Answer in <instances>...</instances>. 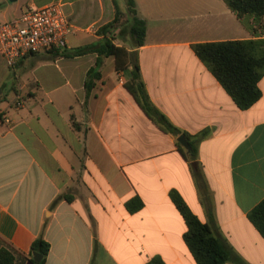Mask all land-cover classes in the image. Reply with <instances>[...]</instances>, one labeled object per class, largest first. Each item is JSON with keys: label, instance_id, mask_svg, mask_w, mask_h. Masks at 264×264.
I'll return each mask as SVG.
<instances>
[{"label": "crops", "instance_id": "0c3cea01", "mask_svg": "<svg viewBox=\"0 0 264 264\" xmlns=\"http://www.w3.org/2000/svg\"><path fill=\"white\" fill-rule=\"evenodd\" d=\"M114 1L0 0V25L30 6L60 3L74 51L101 39ZM116 2L126 13V0ZM135 2L147 24L136 52L152 104L191 136L209 132L196 159L203 181L178 137L139 107L126 88L131 71L117 70L115 58L103 61L87 96L96 54L30 55L14 67L0 55V250L29 264L32 244L43 239L45 264H197L170 197L176 191L229 247L227 264H264V238L248 218L264 200V77L261 99L243 111L193 51L254 37L223 0ZM137 199L143 208L130 212Z\"/></svg>", "mask_w": 264, "mask_h": 264}, {"label": "trees", "instance_id": "16d2710c", "mask_svg": "<svg viewBox=\"0 0 264 264\" xmlns=\"http://www.w3.org/2000/svg\"><path fill=\"white\" fill-rule=\"evenodd\" d=\"M223 1L246 27H249L246 25V20H252L251 34L254 38L195 44L193 51L232 97L238 108L244 111L253 107L262 97L259 83L264 77V0ZM114 4L115 19L99 29L97 35L101 39L97 43L74 51L55 50L49 55L53 59H73L90 54L97 55L96 66L88 72L85 83L87 96L95 87L96 81L101 79L100 68L105 59L115 58L116 68L119 71L130 70L131 79L126 84L127 90L146 116L161 131L178 138L185 136L191 150H187L188 153L185 154L183 146L178 143L179 150L187 161L192 162L197 180L203 181L196 159L198 146L209 135V132L205 131L196 136H191L175 127L152 104L141 80L136 52V49L145 45L147 24L137 16L135 0H126V13L120 10L116 0ZM123 17H126V20L121 23ZM117 41L130 47L122 46ZM170 197L187 224L188 231L185 233L184 239L196 263L227 264L230 262L231 250L214 233L213 229L199 220L178 192L172 191ZM65 199L71 202L73 197L67 195ZM127 208L130 212H137L143 208V203L138 199L132 200L127 204ZM248 218L264 238V200L249 213ZM49 252L50 244L43 239H37L32 244L31 253L26 257V261L29 264H35L33 254L37 253L42 256L40 264H45ZM17 261L18 255L14 249L3 248L0 250V264H16ZM147 264L165 263L159 258H154Z\"/></svg>", "mask_w": 264, "mask_h": 264}, {"label": "built area", "instance_id": "2783aa9c", "mask_svg": "<svg viewBox=\"0 0 264 264\" xmlns=\"http://www.w3.org/2000/svg\"><path fill=\"white\" fill-rule=\"evenodd\" d=\"M74 28L60 3L28 7L21 16L0 25V55L9 67L30 55L67 50Z\"/></svg>", "mask_w": 264, "mask_h": 264}, {"label": "water", "instance_id": "95a60500", "mask_svg": "<svg viewBox=\"0 0 264 264\" xmlns=\"http://www.w3.org/2000/svg\"><path fill=\"white\" fill-rule=\"evenodd\" d=\"M178 142H179V143H180L185 149H187L188 151L191 150L190 145H189V143L187 142L185 136H180V137L178 138ZM33 257H34L35 264H40V263H41V261H42V256H41V255H39V254H37V253H34V254H33Z\"/></svg>", "mask_w": 264, "mask_h": 264}, {"label": "rangeland", "instance_id": "374dc122", "mask_svg": "<svg viewBox=\"0 0 264 264\" xmlns=\"http://www.w3.org/2000/svg\"><path fill=\"white\" fill-rule=\"evenodd\" d=\"M125 20H126L125 17H123V19L121 20V23H122V22H125ZM250 20H251V19H248L247 23H248V24L251 23V24L249 25V27H247V29H244V30H246V32H248L247 34H249V35H251V31H252L251 28H252V26H253V25H252V22H250ZM258 26H259V25H258ZM261 32L263 33V31H261ZM117 43H119L120 45L125 46V47H127V48L130 47L129 45L124 44V43L119 42V41H117ZM19 102H21V101L19 100ZM19 102H18V103H19ZM1 115H2V114H0V116H1ZM0 121H2V118H0Z\"/></svg>", "mask_w": 264, "mask_h": 264}]
</instances>
